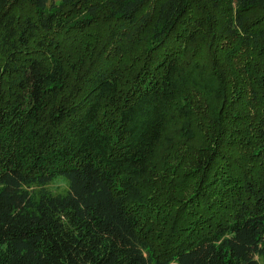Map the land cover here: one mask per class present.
I'll return each mask as SVG.
<instances>
[{
  "label": "trees",
  "instance_id": "1",
  "mask_svg": "<svg viewBox=\"0 0 264 264\" xmlns=\"http://www.w3.org/2000/svg\"><path fill=\"white\" fill-rule=\"evenodd\" d=\"M0 264H264V0H0Z\"/></svg>",
  "mask_w": 264,
  "mask_h": 264
},
{
  "label": "rangeland",
  "instance_id": "2",
  "mask_svg": "<svg viewBox=\"0 0 264 264\" xmlns=\"http://www.w3.org/2000/svg\"><path fill=\"white\" fill-rule=\"evenodd\" d=\"M197 141L199 142L198 138L195 140V142ZM48 188L53 194H64L68 190V182L65 179L58 178L53 181Z\"/></svg>",
  "mask_w": 264,
  "mask_h": 264
}]
</instances>
